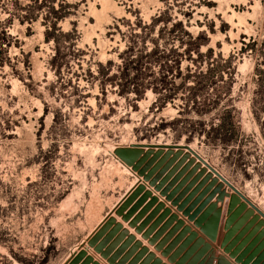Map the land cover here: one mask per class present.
Listing matches in <instances>:
<instances>
[{
  "label": "rangeland",
  "instance_id": "1",
  "mask_svg": "<svg viewBox=\"0 0 264 264\" xmlns=\"http://www.w3.org/2000/svg\"><path fill=\"white\" fill-rule=\"evenodd\" d=\"M175 22L202 33L201 52L235 56L200 115L185 107L192 80L158 108L149 88L121 95L115 78L127 45L131 60L168 46L157 31ZM52 25L69 34L57 72ZM258 70L264 0H0V264H264Z\"/></svg>",
  "mask_w": 264,
  "mask_h": 264
},
{
  "label": "trees",
  "instance_id": "2",
  "mask_svg": "<svg viewBox=\"0 0 264 264\" xmlns=\"http://www.w3.org/2000/svg\"><path fill=\"white\" fill-rule=\"evenodd\" d=\"M17 18H19L20 23H22L24 20H33L36 18V16L30 17V15H18ZM160 18L161 15L157 18H152L150 25L154 27V25L159 22ZM48 29L52 35L50 37H46V40L48 41L51 39L55 45L54 55L50 61L51 66L55 72L61 71L62 67L67 66L68 61L71 58V54L70 51H67L66 54L61 56L58 39L59 37H69V34L62 35V33H57V29H55L54 25L49 26ZM157 32L158 37H161L163 32H165L167 36L170 37L171 41H169L170 44L168 46L154 45V47H152L148 53H146V50L144 49L140 50L139 54L134 55L135 58L131 60L129 58L133 56L132 47L127 45L126 50L122 55V57H126V59H122V65L117 67V72L115 75L116 79L118 78L122 80V83L120 82L118 85L121 88V95L128 92H134L139 96L140 92L146 88H149L156 95V99L152 106L159 105L160 107L158 108H161V106L167 101L172 102L173 99L178 97V92L185 90L186 82L188 80H192L194 81L193 87L189 89V93L184 99L185 107H190L191 109L194 108L196 114L200 115L202 112H207L209 109H213L215 106H217L219 103V97L214 94L215 90L211 91V94L216 96L215 101L208 105H199L204 108L209 107V109L199 111V102H197V100L202 95L208 94V86L213 85L216 81H222L225 75L226 81L231 80L235 56L228 55L227 57H223L221 53L213 55V51L210 48H207L205 52H201V45H206L207 43L205 37L202 36V33H198L197 36L194 37L189 31L183 28V25L180 22L170 23L169 25L165 23L163 27L158 28ZM173 40L178 42V47L175 48V41ZM253 43L254 42L247 44L243 43L241 52L246 51L247 48L251 49ZM182 45H185V48L179 53L178 48ZM68 47H70V43ZM74 47L75 46L73 44L72 50H74ZM254 51L255 50L252 48L251 52ZM182 59H186L193 64L192 68L186 66L185 72L183 73L179 70ZM204 64L206 66L212 65L214 69L210 71L207 70L204 73L201 70V67ZM153 67L157 68V71L154 72V76H152L151 79L146 82V77H148V73H151V69H153ZM106 76V69L99 65L94 79L98 80L101 90L106 84ZM257 77L258 82L260 84H264V70H258ZM177 78L180 79L181 83L178 87H174L172 84ZM115 84L117 83H110V85ZM228 93L229 91L227 89L223 94L225 97H227ZM223 126V123L217 124L216 130H221ZM212 127L213 126L210 127L211 130L213 129ZM213 131L214 130H212V133ZM185 132L189 133L190 131L185 130ZM180 135L181 133L178 134L176 138L180 137ZM217 138L218 137L216 135L212 140L215 141ZM187 139H189V137H187Z\"/></svg>",
  "mask_w": 264,
  "mask_h": 264
},
{
  "label": "bare ground",
  "instance_id": "3",
  "mask_svg": "<svg viewBox=\"0 0 264 264\" xmlns=\"http://www.w3.org/2000/svg\"><path fill=\"white\" fill-rule=\"evenodd\" d=\"M234 15V14H233ZM235 16V15H234ZM233 17V16H232Z\"/></svg>",
  "mask_w": 264,
  "mask_h": 264
}]
</instances>
